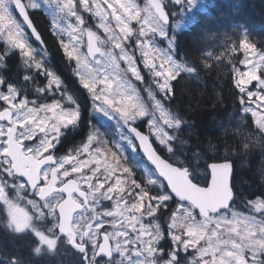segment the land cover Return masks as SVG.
<instances>
[{
    "label": "snow or ice",
    "instance_id": "obj_1",
    "mask_svg": "<svg viewBox=\"0 0 264 264\" xmlns=\"http://www.w3.org/2000/svg\"><path fill=\"white\" fill-rule=\"evenodd\" d=\"M196 3L197 0H144L143 3L140 0H0V156L7 158L9 133L5 128L8 127L9 132L17 126L24 128L35 120L37 112L51 113L48 119L55 121L51 125L53 131H62L69 126L75 130L84 118L78 97L70 94L64 77L49 66V39L68 64L81 94L90 101V111L99 109L107 114V110L112 109L119 116L120 139L104 142L111 160L98 147L101 140L96 133L85 135L84 142L63 158L64 164L73 167L69 161L83 154L81 167L74 170L82 173L84 167L89 163L92 165L95 174L89 179L98 185L97 191L103 198L112 203L110 209L85 226L73 225L72 219L68 218L65 228L63 209L47 208L49 192L40 190L36 193L40 201L45 202L36 219L46 218L52 212L57 218V231L81 253L83 264H182L184 256L181 252L187 254L190 248L197 251L200 264H217V260L218 264H232L233 260L236 264H264L261 256L264 239L259 237L243 247L231 241L240 251L225 252L227 260L224 256L215 257L214 252L219 248H213L211 243L206 248L198 247L205 238L210 242L221 235L215 229L209 235L208 230L213 224L216 229L231 225L226 231L236 234H239L240 223L248 224L247 220L227 219L228 213L233 217L237 215L234 205L239 193L233 163L225 160L220 168H215V164L206 166L205 182L197 184L198 188L206 190L213 184L214 168L217 182H222V169L227 170V195L211 206L182 196L163 170L164 164L177 166L166 159L165 153L168 157L177 153L184 156L186 149L192 147L183 136L190 125L171 106L176 96V84L185 78L199 79L202 71H212L220 66L230 68V82L238 90L233 95L239 98L242 112L250 113L258 128L264 129V48L257 52L246 26L241 25L239 39L231 41L230 47L226 45L222 54L207 53L208 58H214L215 64L210 59H192L188 53L182 54L176 30ZM104 45H109L107 52ZM240 49L255 53L256 58L239 59L235 54ZM97 54L105 57V61L96 59ZM101 63H104V69L96 67ZM39 98H46L51 103L33 108ZM40 131L44 129L40 128ZM36 138L34 131L31 136L24 137L29 141ZM61 146L62 142L48 143L47 150H59ZM25 147L32 150L28 145ZM93 149L96 154L89 161ZM121 151L123 159H120ZM192 155L199 158L201 154L195 150ZM3 163L0 159V164ZM183 170L190 180L196 179L187 167ZM101 173L104 179H101ZM19 176L24 181L21 187L41 189L45 183L43 180L31 183L23 174ZM125 178L131 179V189L127 188ZM127 197L132 198L131 204ZM247 204L258 214L251 219L260 221L259 233L264 236V216L259 215L264 214V185L261 191L247 199ZM13 207L9 204V208ZM19 211L23 213L22 209ZM126 213L138 215L126 216ZM108 217H123L120 224L126 219L136 233L135 237L129 239L130 233L119 231V224ZM33 219L25 214L24 224H16L15 218L11 223L18 232L25 229L33 232L35 254L43 248L54 251L56 237L33 230ZM76 228L79 235L70 230ZM248 234L257 235L250 226ZM121 237L123 239H119ZM219 243L229 241L220 240ZM210 252L213 260L204 261V256ZM245 252L251 255H245ZM0 264L5 261L0 260ZM11 264H17L15 257Z\"/></svg>",
    "mask_w": 264,
    "mask_h": 264
},
{
    "label": "trees",
    "instance_id": "obj_2",
    "mask_svg": "<svg viewBox=\"0 0 264 264\" xmlns=\"http://www.w3.org/2000/svg\"><path fill=\"white\" fill-rule=\"evenodd\" d=\"M195 15V21L188 28L177 32L181 53H188L192 59L203 57L215 64L214 58H208L207 53L222 54L226 45L230 47L231 41L239 39L241 25L246 26L254 47L258 50L264 48V0H209L206 8L195 11ZM40 23L43 27L44 21ZM48 47L53 67L69 84L70 91L78 97L84 111L79 127L71 128L74 132L65 135L62 141L61 148L67 146V151L75 150L84 141L88 128L97 124V119L88 114L86 95L81 94L68 64L51 39ZM235 55L243 59L244 50L240 49ZM230 80V68L220 66L212 71H202L199 79L185 78L176 84V96L171 106L190 125L183 136L192 147L186 149L187 155L184 156L179 153L171 157L167 153L164 155L180 167L189 168L192 176L196 177L194 181L201 185L205 182V169L209 162L231 161L239 193L234 207L250 212L247 199L261 191L264 185V132L249 115L240 125L226 124L225 121H229L240 108L239 98L233 95L238 90ZM195 150L200 152L199 158L192 155ZM120 159H123L122 155ZM128 183L132 188V183ZM108 205L104 202L102 207L108 208Z\"/></svg>",
    "mask_w": 264,
    "mask_h": 264
},
{
    "label": "flooded vegetation",
    "instance_id": "obj_3",
    "mask_svg": "<svg viewBox=\"0 0 264 264\" xmlns=\"http://www.w3.org/2000/svg\"><path fill=\"white\" fill-rule=\"evenodd\" d=\"M49 52V66L53 68L57 73H59L57 69L53 67L50 48ZM67 85L70 94H72L68 83ZM43 102L48 103L49 101L46 98H39L37 103L35 105H32V107H39V105ZM35 116V121L39 120L40 117L37 113H35ZM71 128V126L64 128L59 135L57 134L55 136L59 139L54 140L52 138L53 140L50 143L56 145L62 142L65 135L74 132L71 131ZM27 129L28 128H26V125L24 126V128H20L17 126L11 132H9L8 127L5 128V132L9 133L7 137L9 140L7 152L9 153H7L6 159L3 156H0V159L4 160V163L0 164V184L4 189L3 194H0V260H4L5 264H11V260L13 257L17 259V264H19L20 261H23V264H83V257L81 253L78 252L77 249L68 242V239L66 237L61 236L57 231V218L52 212H49V215L46 218L36 219L39 214L40 208L44 207L45 205V202L40 201L39 196L36 194L40 189H33L29 186L21 187L24 181L20 179L19 175H16L12 164L14 160L17 159L23 152V158H27L28 156H30V154H32L37 160H41L44 157L51 156L55 159V164L57 166L60 158L69 152L67 151L68 147H60L59 150L52 151L41 150L42 152L39 153L37 148H39L41 144L39 143L38 138H36L34 141L24 139V137H27ZM89 129L90 128H88V130ZM21 133H23V136L21 135ZM37 136L38 133H36V137ZM25 145L30 146L32 150L29 151L28 147H25ZM21 164L24 168H28V164L26 162H21ZM52 168V165L46 164L42 166V169L40 170L41 180L45 181V183L50 178L49 173ZM57 174L59 177L58 186H62V184H64L66 180L74 178L73 176L66 177V179L61 178L58 167ZM77 182H79V185H81L79 180H77ZM81 187L87 193L90 207L91 196H89V191L83 185H81ZM71 197L76 203L82 202L80 196H77L75 193H73ZM54 198L56 199L52 205V209L56 208L57 204L65 199V196L62 192H55L48 196L46 201L48 209L50 208L49 201ZM9 204L14 205L15 207L9 208ZM89 207H83L84 209L79 210V212H76L73 215V225L78 224L79 218L83 216L85 211H88ZM20 209L23 210V213L19 211ZM25 214L30 215L34 218L31 221V228L33 230L40 233H47L49 236H58L54 251H49L47 248H43L38 255L34 253L36 240L33 237V232L28 229H25L22 232H18L16 226L11 223L12 218H15L16 224H24ZM73 230L78 235L80 234L78 228ZM89 255H91V251L89 252Z\"/></svg>",
    "mask_w": 264,
    "mask_h": 264
},
{
    "label": "rangeland",
    "instance_id": "obj_4",
    "mask_svg": "<svg viewBox=\"0 0 264 264\" xmlns=\"http://www.w3.org/2000/svg\"><path fill=\"white\" fill-rule=\"evenodd\" d=\"M140 2L143 3L144 0H140ZM207 4H209V0H197V3L189 9V12L185 15L182 22L180 23L179 29H177L176 31L179 32L182 29L188 28L189 24L193 23L196 19L195 11H199L200 9L206 8ZM156 39H159V38L157 37ZM103 47H104L105 52H107L109 45H104ZM154 47H159V45H154ZM256 51L258 52L259 50L256 48ZM246 56H248L250 59L256 58L255 53L249 54V53L244 51V58ZM96 59L101 60V61H105V57H102L99 54H97ZM96 67H99L100 69H104V63H101L100 65H97ZM240 67L243 68L242 65ZM109 71H111V69H109ZM119 75L122 78L124 77L123 73H119ZM88 102H89L88 114H91V116H94L97 119L95 121V122H97V124H94L87 131V134L88 133L98 134L99 139L101 140V144L98 145V147L103 149L104 153L106 154V158L111 160V153L108 151L107 146L105 147V145H107V144L104 142L105 141L115 142V141H118L120 139L119 124H118L119 116L112 109H108L107 114L105 112L100 111L99 109H95V110L90 111V101H88ZM48 103H51V102L49 101ZM42 104H47V103L43 102ZM42 104H40V105H42ZM40 105H39V107H40ZM39 107H35V108H39ZM253 107H255V104L253 105ZM22 111L27 112V109H23ZM262 111H264V110H262ZM37 114L40 117L39 120H37V121L34 120L32 123L26 124V128H28L27 129V136L32 135L33 131L38 133L37 138H38V141L41 144V146L39 148H37V150L39 151V153H41L42 152L41 150H43V151L47 150V145H48V143H50L53 140L52 138L55 137L57 134L59 135L62 131H59V130L53 131L52 130L51 125L54 124L55 121L48 119L51 116L50 112H47L46 110H42L40 112H37ZM29 115H32V114L29 113ZM247 115H249L251 118H253L250 113ZM245 116H246V114H244L242 112L241 105H240L239 110H237L235 113H233V115L229 121H225V122H226V124L228 122V124H235V125L239 124L240 125V123H242L244 121ZM35 118H36V116H35ZM21 120H23V117H21ZM40 121H44L45 123H40ZM36 124H39V127H36ZM255 124L257 126L256 122H255ZM40 128H43L44 131H40ZM260 130H263V132H264V129H260ZM105 135L109 136L111 139L109 137H106ZM82 143H80L79 145H81ZM77 147H76V149H77ZM72 151L73 150H70L67 154H65L64 156H62L60 158V160L58 161L59 163L57 164V167L59 170V174H61V178L66 179V177H72L73 176L74 178L79 180L80 184L83 185L89 191V196H91V206L89 207L88 211H85L83 216H81L79 218V222L77 224L80 226H84V225H87L90 222V220L99 218L101 213H103L107 209H110L112 207V203L103 198L102 194L97 191L98 185L96 183H94V180L89 179L90 176L95 174L92 171V165L90 163L87 167H84L82 173L76 172L74 170L75 168L81 167V159L83 156L82 153H81L80 157H77L75 160L69 161V163L72 164L73 167H68L66 164H64L63 158L66 155L70 154ZM95 154H96L95 149H93L92 154L89 156V161H91V156L95 155ZM121 155L123 158V151L120 152V156ZM111 162L115 163L114 160H112ZM66 173H70V174L66 175ZM199 173H202V171L200 170ZM100 176H101V179L105 178L103 173H101ZM125 179L127 180L126 181L127 188L131 189V186H129V183H128V181L131 182V179L130 178H125ZM124 195L127 196V193H125ZM127 198H128L129 204H131L132 198L131 197H127ZM55 199L56 198L49 201V207H50L49 209H52V205L55 202ZM104 202H107V204H109L110 206L108 205V208H103L102 205ZM97 205H100V207H98ZM125 215L126 216L138 215V213H126ZM221 215H223V213H221ZM256 215H258V214L252 212L251 209H250V212H246V211L243 212V211H240L239 209H237L236 217H233V215L231 213H228L227 219H229V220L236 219L238 221L247 220L248 224L245 225L244 223H240L238 225L237 233H239V234L226 231V229L231 227V225H225L224 228L216 229V225L213 224L211 226V228H209V230H208L209 235L211 234L213 229L220 232L221 235L218 238H213L210 242L207 240V238H205V240L201 241V243L198 247L206 248L208 246V244L211 243L213 248H217V247L219 248V251H215L214 255H215V257L220 258L221 256H224L225 252H239L240 251V249L234 248L232 246L231 241H235L236 244L243 247L244 245H248L250 243V241L257 239L258 237L261 239H264V236H261L259 233L260 221L256 220V219H251L252 216H256ZM259 215L264 216V214H259ZM107 219L110 221H113L116 224H119V231H128L130 233V236L128 237L129 239H133L135 237L136 233L133 231V229H131L128 226V221L126 219H125V222L123 224H120V220L124 219L123 217H108ZM249 226L251 227L252 230L256 231V233H257L256 236H249V234H248ZM136 227L139 228V225L137 224ZM114 234H115V229L113 230V235ZM57 239H58V236L56 237V240ZM119 239H123V238L121 237ZM145 239H147V237H145ZM220 240L229 241V243H227V244L219 243ZM126 247L132 248L133 245H126ZM181 255L184 256V260L182 261L183 264H200V261L197 259L198 253L195 250V248H190L188 250L187 254H185L182 251ZM245 255L250 256L251 254L248 252H245ZM261 256L264 257V253H261ZM117 259H119V256H117ZM203 259L206 262L212 261L213 260V253L210 252L208 255L204 256ZM224 259L227 260L228 257L224 256ZM217 264H218V260H217ZM232 264H236V261L233 260ZM249 264H250V262H249Z\"/></svg>",
    "mask_w": 264,
    "mask_h": 264
},
{
    "label": "water",
    "instance_id": "obj_5",
    "mask_svg": "<svg viewBox=\"0 0 264 264\" xmlns=\"http://www.w3.org/2000/svg\"><path fill=\"white\" fill-rule=\"evenodd\" d=\"M22 154L23 152L12 163L13 169L16 175L23 174V176L28 178V180L31 183H36V182L41 181L40 170L42 169V166H44L45 164H53V165L55 164V159L52 158L51 156L44 157L41 160H37L32 154H30V156H28L27 158H23ZM21 162H26L28 164V168H24ZM223 162L224 161L209 162L207 165L215 164V168H220ZM228 162H231V161H228ZM173 164L177 165L175 163ZM184 168L185 166H183L182 168V167H179L178 165L176 167H171L168 164L163 165V170L172 179V182L175 185L177 191L182 196H185L186 198H188L189 200L195 203L202 204L204 206H211V205H214L220 202V200H222L227 195V192H226L227 170L226 169H222L221 171L222 182H217L215 168H214L213 184L210 189L206 190L203 187L198 188L197 184L199 183H197L196 181L190 180L188 178V175L183 170ZM49 174H50L49 180L45 184H43V187H41L40 190L48 191L49 195H51L55 191H60L64 194L65 199L61 201L60 203H58L56 208L63 209V215H64L63 224H64V227L67 228L68 218L72 219L73 215L77 211L82 209L83 207L82 203L74 202L71 195L75 193L77 196H80L85 205H88V198L86 196V192L80 188V186L74 179L66 180V182L62 184V186L60 187L56 186L59 180L56 174L55 166L51 169ZM3 192H4V189L2 188L0 184V194Z\"/></svg>",
    "mask_w": 264,
    "mask_h": 264
}]
</instances>
